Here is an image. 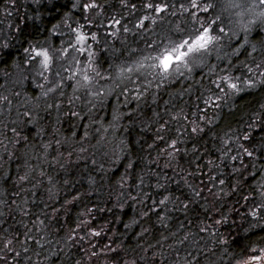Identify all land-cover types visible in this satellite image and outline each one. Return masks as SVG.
<instances>
[{
	"label": "trees",
	"instance_id": "obj_1",
	"mask_svg": "<svg viewBox=\"0 0 264 264\" xmlns=\"http://www.w3.org/2000/svg\"><path fill=\"white\" fill-rule=\"evenodd\" d=\"M73 2L58 0L56 10L50 11L48 0H15L14 5L12 0H0V44H10L0 53V97H8L0 100V264H126L132 260L136 264H235L242 254L247 255L248 247L264 237L258 227L250 228L256 221L248 214L261 200L264 170L249 167L242 178L232 174L233 164L239 167V161H222L217 149L229 127L242 130L250 115L264 105V87L229 98L217 113L209 111L214 124L197 119L204 107L198 97L207 95L210 80L215 79L208 67L165 81L141 95L115 91L109 99L103 97L95 102L98 105L88 103L85 108L80 106L79 93L75 95L79 97L76 109L63 104L67 90L63 95L58 90L43 96L45 89L32 86V66L23 54L28 47L25 37L56 45L60 34L70 35L63 33L69 29L66 12H70L67 21L73 28L77 22L84 24L85 16L92 22L86 30L100 36L94 45L104 70L135 59L139 52L155 53L151 45L164 37L176 38L178 26L192 27L188 13L179 11L180 4L188 7V0H95L98 7L87 12L73 9ZM88 2L80 0L81 4ZM148 3L170 7L156 13L145 8ZM36 16L40 19H34ZM144 16L155 23L145 21L144 28H137ZM16 25L23 31L18 32ZM53 25H59L56 34ZM257 32L263 36L256 31L254 42L259 39ZM223 45L229 54L237 47V43ZM231 59L241 70L246 57ZM226 63L217 62L215 55L208 58L209 65L224 67ZM33 71L37 75L36 68ZM72 111L80 116H72ZM190 121L204 131L192 133ZM172 139L179 141L180 150L174 158L167 155ZM210 176L215 179L210 181ZM220 179L225 180L224 185L219 184ZM158 181L166 183V191L155 187ZM185 181L201 191L200 197H194ZM169 194L187 203V212L171 211L173 204L169 203L167 215L171 218L164 224L154 212L142 215L152 207V200ZM73 196L79 199L73 200ZM244 196L250 199L246 201ZM157 212L165 215L159 207ZM221 215L227 222L216 225L214 221ZM81 220L89 221L88 226L77 228ZM205 227L207 231H201ZM91 229H103L101 236H88ZM186 235L188 240L179 244ZM9 240L12 251L5 248ZM106 245L119 248L111 252Z\"/></svg>",
	"mask_w": 264,
	"mask_h": 264
},
{
	"label": "snow or ice",
	"instance_id": "obj_2",
	"mask_svg": "<svg viewBox=\"0 0 264 264\" xmlns=\"http://www.w3.org/2000/svg\"><path fill=\"white\" fill-rule=\"evenodd\" d=\"M37 3H40V0H36ZM58 0H48L50 4V11L56 10V4ZM14 5L15 0H12ZM66 7V6H65ZM71 7L73 9L80 8L83 12H87L90 9H96L98 5L95 3V0H89L88 3L81 4L80 0H74ZM133 10L135 5L132 6ZM169 5L165 4L163 6H157L152 3L145 5L146 9L152 10L156 13L167 12L169 10ZM172 7H175L174 5ZM217 5L213 0H188V7H185L184 4H180L179 11L180 13H188L190 17V22L192 27L190 29L180 28L179 26L176 29L177 37L173 39L171 37H164L157 44L151 45L152 50L156 52V55L145 56L141 61L137 62L134 66L129 67H120L118 69V74L121 77L130 75L134 71L140 70H149L153 78H158L162 83L165 80L175 79L176 77H183L185 73L189 75L196 67H208L209 73L215 75V79L210 80L211 88H208L207 95L201 94L198 99L203 104V109L200 110V114L197 119L204 121L205 124H214L215 119L208 118V112L212 111L217 113L222 110V105L232 97L239 96L242 92H247L251 89L257 87H264V36L260 35V32H257L256 35L259 37L258 40L254 42L251 38V34L255 29L264 30V0H251V3L247 5H242L236 3L235 0H227L226 8L229 9H241L235 13V19L230 20L227 26V31L223 24L222 17L220 14L210 17L209 14L216 11ZM7 12V9H5ZM9 15L11 13H8ZM176 12H173L172 15H176ZM203 17V18H202ZM70 12L64 14V20L67 21L70 19ZM34 19L39 20L40 17L36 16ZM85 23L81 24L77 22L76 27H71L68 25L71 33L72 39L67 41V47H62L60 49L53 48L51 45L44 46L39 41L32 42L25 37V42L28 44V47L23 48V54L25 57V62L32 65H39L38 74L47 80L45 76L46 72H50L54 64L55 59L58 54L60 59H64L68 54L69 49L72 52L77 53L78 56L83 57V60L76 59L73 57V62L71 67L65 71L70 73L67 76L68 80L74 81L73 92L76 93L81 89L85 92L86 95L92 98H101L106 97L109 92L108 90H102L100 86L101 80H107L111 77L103 76L100 70L97 67L96 56L93 45L98 43L97 34L95 32H90L86 30L92 24L87 16L84 17ZM145 21H151L155 23L149 16H144L143 19L139 21L136 25L137 28H144ZM114 24L119 25V20H114ZM9 27H12L9 25ZM16 30L22 32L23 29L16 25ZM33 27H36L35 25ZM53 34L59 25H53ZM123 27V26H122ZM39 29L37 28V31ZM125 32H128L127 27H123ZM62 35V34H60ZM111 35H116L115 32ZM227 38L229 43L236 39L237 47L233 48L232 52L225 53L223 51V41ZM91 42V43H90ZM10 48L8 42L0 44V53H4L5 50ZM243 49V53L241 50ZM250 49V51H249ZM245 55L246 60L241 61V65L244 68V73L242 75H236L235 71H240L233 63L231 57H236L239 59L240 55ZM8 55H11L9 52ZM215 55L217 62L227 60V63L224 67H219V64H208V58ZM256 56L260 57V60L257 61ZM219 68V70H217ZM60 72H56L55 76L60 77ZM64 86V80L61 79L59 83L55 84L53 87L48 88L47 91H42L43 96H47L49 92H55L57 89H62ZM159 86V85H158ZM43 88V85H40ZM61 95L63 92L61 91ZM79 97H73V99H78ZM138 98V97H137ZM0 100L7 101L8 97H0ZM73 100H69V104H72ZM52 107V105H49ZM60 105L57 104L56 108H59ZM199 109V104L197 105ZM25 115H29L27 112ZM71 115L74 117H79L78 112L72 111ZM193 115H196L195 113ZM180 117H173V119H178ZM185 121H188L187 116L182 117ZM190 124L194 125L191 127V132L198 134L203 132L204 129L200 128L199 124H196L195 121H190ZM164 128V125H161V129ZM13 133L16 132L15 129H12ZM86 135V134H85ZM157 139L163 141L162 136H157ZM177 139H172L171 142L167 145V155L174 158L175 155L179 153L177 148L178 144ZM59 143V142H57ZM221 147L217 149L220 153V159L222 161L236 162L239 161V167H236L234 164L231 168V173L237 176L243 177L244 171L249 167L252 169H257L258 167L261 170H264V164H258V161L264 160V105L260 106L258 111L253 112L249 117V122H247L242 130H235L229 127V130L224 133V138L220 140ZM247 145V146H246ZM47 147V146H46ZM196 149L193 148V152ZM235 152V154H233ZM247 160L249 163H245ZM209 164H214L213 161H208ZM129 167H132V164H129ZM218 167V166H217ZM43 175V173H41ZM255 172H253V177ZM27 177H21L20 179H26ZM210 181L215 179L214 177H209ZM143 179H141V184ZM187 184V181H185ZM220 185L225 184L224 179L219 180ZM240 181H237V187L239 186ZM191 189L194 197H200L201 191L193 188L191 184H187ZM157 189L167 190L166 183L157 182ZM260 188L264 189V183L259 185ZM162 195V193H160ZM147 196V194H145ZM261 200L253 208L249 210V215L256 221V223L251 224L250 228H259L261 231H264V191L260 192ZM151 199V197H148ZM79 199L78 196H73V200ZM135 199V198H133ZM244 200H249V196H244ZM66 203L71 204L72 201H67ZM143 203V201H141ZM169 203L173 204L171 211H185L188 210V204L180 200L179 197H175L171 194L163 195L162 199L152 200V207L148 211L144 212L142 215L147 216L149 212H154L157 214L159 221L164 224L167 219L171 217L167 215L170 211L167 208ZM159 207L160 211L165 212V215L161 216L157 212ZM89 212L92 210L89 209ZM222 222H227V217L221 215L220 220L214 221L216 225L221 224ZM42 225L44 221H39ZM133 223H138V221L133 220ZM89 221L81 220L77 225V228L84 226L87 227ZM130 227V225H125V228ZM91 229L87 235L91 237L101 236V232ZM144 231H147L146 229ZM201 231H207V227L202 228ZM247 231V230H246ZM143 233H141L142 235ZM175 236V233L172 234ZM73 235H69L68 239H73ZM83 239V238H81ZM167 239V237H164ZM188 240V236H184L183 240H179V244H184ZM221 243H227L226 241H221ZM12 241L9 240L5 245V248L8 251L11 249ZM264 237L261 238L259 242H256L254 246H250L246 249L247 255H241L240 259L235 260V264H264ZM111 252H116L117 249L111 248L109 245H106ZM151 247V245L149 246ZM169 247H172L171 245ZM24 251L27 252V247L24 248ZM225 253L227 254L228 250L225 248ZM18 256L19 253H16ZM92 255H96L95 252ZM191 256V253L189 254ZM193 260L195 257L192 258ZM79 264V262H77ZM126 264H136L135 260L131 262H126ZM191 264V261H189Z\"/></svg>",
	"mask_w": 264,
	"mask_h": 264
},
{
	"label": "rangeland",
	"instance_id": "obj_3",
	"mask_svg": "<svg viewBox=\"0 0 264 264\" xmlns=\"http://www.w3.org/2000/svg\"><path fill=\"white\" fill-rule=\"evenodd\" d=\"M215 1V4L217 5L216 7V11L212 13V16H214L215 14H220L222 17V21L223 24L221 26H224L226 31H227V26L230 20H234L235 19V13L238 11H241V9H229L226 8V3L227 0H213ZM187 2V1H186ZM236 3L242 4V5H247L249 3H251V0H235ZM188 5V3H187ZM67 25H69L68 21ZM116 31L118 29V26H116L114 28ZM261 31L263 33L264 36V30L262 29H255L253 31V33L251 34V38L254 36L256 31ZM63 33H68L70 34L68 37H63L61 35L60 39L57 41L56 45L50 41H48L47 43L44 42L43 45L44 46H48L51 45L53 48H57L60 49L62 47H67V41H69L70 39H72V34L70 33L69 29H66L63 31ZM177 38V36H175ZM174 38V39H176ZM98 42H100V36H97ZM236 39L237 38H233V40L231 41V43H236ZM228 41L227 38L224 39L223 44L228 43L231 44ZM91 43V42H90ZM98 44V43H97ZM97 45H93V48L95 50V52L97 53L96 56V60H97V67L100 70L101 74L103 76H110V79L107 80H101L100 81V86L102 90H108L109 94L106 96V99H109L110 97H112L115 91H119L120 93H122L123 95H128L129 93H132L133 95H141L144 94L145 91H147L150 88L153 87H158L164 85L165 83H161L159 81L158 78H153V76L150 74L149 70H140V71H134L133 73H131L130 75H126L124 77H121L118 74V69L120 67H129V66H134L137 62L141 61L145 56H149V55H156L155 53H150V52H144V53H138L137 56L135 57V59H128V62H121L118 64V66L110 69V70H104L102 68H100L99 63H98V59H99V51L96 48ZM250 51V49H249ZM58 54L57 58L54 61V64L52 66V69L50 72H46L45 76H47V80H45L43 77H41L38 72H39V65L38 64H32L30 65V67L32 66V69L29 70L30 74H32V76L30 75V79L32 81V86L33 87H40V85H43V89H45L47 91L48 88L53 87L55 84L59 83L61 79L64 80V86L62 89H57L56 91L59 90V92L61 93V91H66L65 93V100L63 102V104H69V100H73V103L70 104L73 108H75V104L78 103L76 99H73V97L75 95H77L79 93V95H81V107H87L89 104L88 103H93V105H98V103H95L96 101L101 100L103 97L101 98H92L88 95L85 94V92L81 89L80 91H77L76 93L73 92V87L74 85V81L72 80H68L67 76L70 74L68 72H66L65 70L68 69L69 67H71L72 62H73V57H75L76 59H80L83 60V57H80L77 55V53L72 52L71 49H69L68 54L65 56L64 59H60ZM36 68L37 71V75H33L34 71L33 69ZM200 68V67H199ZM194 70V69H193ZM32 71V72H31ZM56 72H60V77L55 76ZM244 73V68H242L239 72L238 75H242ZM171 79L169 80H165L166 82H169ZM164 81V82H165ZM118 85V86H117ZM120 87V88H119ZM55 91V92H56ZM55 92H49L50 94L55 93ZM48 93V96H50V94ZM104 99L106 102H108V100ZM68 101V102H67ZM76 108H78V106H76ZM75 108V109H76ZM105 116V115H104ZM115 116V114H114Z\"/></svg>",
	"mask_w": 264,
	"mask_h": 264
},
{
	"label": "flooded vegetation",
	"instance_id": "obj_4",
	"mask_svg": "<svg viewBox=\"0 0 264 264\" xmlns=\"http://www.w3.org/2000/svg\"><path fill=\"white\" fill-rule=\"evenodd\" d=\"M178 38V37H177ZM200 68L199 67H196V68H194V70L193 71H195V70H199ZM238 72H240V71H238ZM177 78V77H176ZM175 78V79H176ZM171 80H173V79H171Z\"/></svg>",
	"mask_w": 264,
	"mask_h": 264
}]
</instances>
